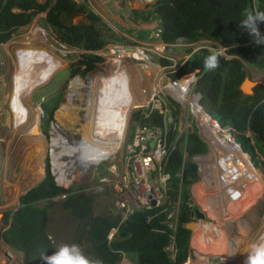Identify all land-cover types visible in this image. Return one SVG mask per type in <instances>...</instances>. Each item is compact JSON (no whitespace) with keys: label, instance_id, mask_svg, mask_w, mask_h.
Segmentation results:
<instances>
[{"label":"trees","instance_id":"trees-1","mask_svg":"<svg viewBox=\"0 0 264 264\" xmlns=\"http://www.w3.org/2000/svg\"><path fill=\"white\" fill-rule=\"evenodd\" d=\"M44 9L45 21L55 27L57 38L66 45L83 50L70 64L69 75L93 71L101 58L96 50L109 42V38L103 34L99 18L93 12L84 11L80 20L71 21L73 15L79 12L72 0H53L50 4L36 0H0V43L7 40L14 28L27 23L35 12ZM245 11H264V0H155L133 15L142 19L156 16L160 37L167 43L178 40L191 42L205 37L220 44L223 53L206 46L193 50L180 66L179 73L195 72L193 91L199 94L202 111L218 124L208 122L210 127L225 136L230 143L240 149L242 147L252 162L264 168V84L253 85L250 92L240 88L247 74L245 63L264 70V44H256L253 37L238 26ZM257 27L264 34V22H258ZM217 54L219 66L212 71L206 70L205 57ZM38 68L39 60L35 59L32 71L22 82L23 98L28 91L25 88L36 77ZM171 105L172 112H177L178 104L171 101ZM55 106V102L41 104L43 116L40 118V127L43 132ZM29 112L36 130L38 109L33 106ZM139 123L161 124V115L153 111L149 117L141 118ZM219 126L226 128L233 139ZM177 131L168 125L167 137L174 138ZM246 132H251L255 141L251 142ZM205 151L206 143L194 126L177 134L165 160L164 169L169 174V200L178 201L173 229L165 220L166 212L172 208L169 204L166 212L152 216L156 208L139 209L120 222L113 237L107 241V230L116 224L117 219L93 215L90 195L82 194L74 185H56L45 169L39 181L19 195L17 207L10 214H3L2 219L8 224L0 232V237L21 253L26 264H47L49 259L57 264L52 257L53 245L46 231L47 210L36 202L64 193L65 207L73 216L87 222L88 239L94 246L98 264H113L119 251L132 254L135 264H180L187 256L190 232L184 224L190 220L193 211L188 204V188L198 181L197 164L193 156ZM11 154L18 157L8 149L7 157ZM258 173L264 180V176ZM170 234H173L174 239L173 257L168 251Z\"/></svg>","mask_w":264,"mask_h":264},{"label":"rangeland","instance_id":"rangeland-1","mask_svg":"<svg viewBox=\"0 0 264 264\" xmlns=\"http://www.w3.org/2000/svg\"><path fill=\"white\" fill-rule=\"evenodd\" d=\"M36 1L39 3L48 2V4H50L53 0ZM72 1L75 3V7L79 9V12L73 15L71 21L80 20L83 17L84 11H90L99 18L100 25L102 26L101 30L106 38H109V41L122 45L126 50L128 48L139 47L143 49L144 52H148L146 49L152 46L150 44L154 39H151V34L154 31L153 26L157 23L158 18L153 15L146 18L149 21H143L144 19L133 15L137 11L147 8L148 5L137 8L133 7L136 5L134 2L129 5L125 0H111L107 6L111 8L112 13H107L96 9V6L93 8V0ZM154 1L155 0H153V2ZM106 9L107 8H105V10ZM45 14L46 9L35 12L27 23L14 28L10 32V36L7 40L0 43V217L4 213H11L19 204V195L39 181L44 173L43 169L46 161L44 153L46 151L47 142L40 127V118L43 116L41 104L43 102L46 104L55 102L56 106L52 111L51 119L57 116L58 120H61L59 118L61 117L59 116L60 113L57 114V109L59 108V112L63 103L67 102L65 101V95L69 80L72 77L69 75V67L70 64L79 57L80 52L83 51L82 49L61 42L57 38L55 27L46 23ZM113 16L114 18L118 16L115 21ZM34 28L44 31L46 38L49 40L50 45L48 44V48H50L51 51H49L48 55L44 57L42 61L48 62L47 60H49L48 66L50 67L47 68L42 64V78L38 81L34 79L30 82L25 88L26 90L28 89V91L23 98L22 82L27 79L33 68L32 66L30 67L27 49L15 52L14 48L32 44L35 39H28V36L34 31ZM196 45L197 47L206 46L212 50L223 53L220 44L213 39L205 37L199 38ZM99 50H96V53H98ZM185 50L186 46L180 40L173 44H169L165 49L166 53H170L174 58L181 57L182 54H185ZM55 58L57 61L54 63L52 61H54ZM10 65H12L13 74L20 78L17 81L18 84L14 88V99H11L12 102L14 101L16 103L9 102L8 107L11 109L8 110L1 99L7 98V95L4 94L6 92V87L4 85L7 84V76L10 75L7 73ZM98 67L99 66H96L93 71L83 74L82 76H85L84 78L80 76H76L75 78L87 80L88 77L99 72L102 73L104 70L96 71ZM114 67H112L111 70L123 78L121 74L122 71H117ZM123 68L128 73V76L125 77L123 95L128 98V103L129 101L142 103L148 95L149 78L146 73L150 68L132 62V58L130 57L125 58ZM245 68L247 74L243 80H248V84L247 89H244V91L248 92V89L257 83L264 84V70L248 63H245ZM105 69L110 71V68ZM106 79L108 80L105 82H102L101 78L94 81L93 88L95 90V97H93L94 94H90V102L94 109L90 111L92 117L90 120L92 122L88 126L90 131L86 133L91 135V130L94 129L95 131L97 129V132L95 131L96 133L101 131L100 133H102L105 138H109L107 133L116 128V112L120 107L116 108L114 103L115 97H117L116 93L118 92L116 87H118L121 81H116L111 77H107ZM108 83L113 87V92L107 91V88L104 87ZM163 93L164 90L159 92L160 95H163ZM191 93L192 90L190 87L188 94L190 95ZM85 94L86 98L83 103L88 99L87 93ZM7 100L9 101L10 99ZM75 101L79 102L77 99ZM94 101L95 103L93 104ZM97 101L98 103L100 101L98 106V103L96 104ZM15 105L18 107L16 108ZM110 105L113 110L110 108ZM33 106L38 109L39 122L36 126V130L33 128V117L29 112V108ZM95 108L101 109V116L98 118L99 121L96 119L97 115L93 114V111H96ZM176 111L177 112L174 113L172 112L173 120L176 119L174 121L176 129L181 132L195 126L199 136L206 143V151L194 156V161L197 164L198 170V181L196 180L197 182L193 186L192 183L188 188V204L193 208V216L184 224L190 231L187 250V255H189L188 264H191L192 259H194V264H246L244 262L246 257L245 254L250 251L259 236L264 233V184L258 180V184L250 185L248 181L243 178V185L240 189L241 195L237 196L235 192L231 199H224L219 190L208 193L209 198L213 202L215 201L216 206L212 208L211 211H207L208 206L205 204L204 197L201 195V189H204L206 186L209 188L211 185L210 183L207 184L206 178L203 177L201 162H213L215 159L214 154H211V158L208 159L207 157H203L209 154L212 149V152L216 150L211 146L210 140L206 138L207 132L209 130L214 131V129L210 127L208 124L209 121H207L203 114V116H199L200 121L198 122L196 117L190 115L187 106L178 104V109ZM25 114L27 116H25ZM95 115L96 117H94ZM21 117L22 120L25 119L26 128L29 133L32 134V143L27 149L21 148L20 143L13 144L12 142L13 137L21 133L20 129L16 127L17 122L21 125ZM25 117H27V119ZM49 122L50 119L45 126L46 129L49 127ZM246 133L249 135L250 141L252 142L254 140L253 134L251 132ZM119 142H121V140ZM108 143L109 142L106 141L101 144L104 148L108 149L110 147ZM8 149L15 152L18 157L15 154H11L7 157L6 153ZM121 154L124 155V145L122 146ZM259 158L263 159L261 155H259ZM38 165H40V170ZM254 166L264 176V168L256 163H254ZM20 169H25L23 174H25L27 178L23 177V180H18L13 176L14 171L16 170L19 172ZM216 173H218V171ZM253 175L257 179L255 174ZM214 183L220 185V181ZM71 185H74V188L82 194L91 196V213L93 215L100 214L112 219H119V213L114 205V196L111 186L108 182L101 181L97 174L75 180ZM242 191L244 192L243 194ZM195 196L197 198H195ZM209 198H207V202L210 203ZM63 199L64 196H55L50 199H42L36 202L39 206H43L47 210L48 219L46 231L53 245L52 257L57 264H98L94 246L88 239V225L86 220H81L73 216L69 209L63 204ZM177 203L178 201L170 200V206L173 208H177ZM196 212H201V214L197 215ZM198 218L200 219L197 221ZM192 222H206L218 228L219 233L215 235V241L206 240L198 231L197 226H194L192 230L190 227V223ZM7 224L8 222H5V220L1 222L0 232L6 228ZM168 251L170 257H173V241L169 242ZM16 257L17 259H22V256L18 253H16ZM126 258V264H135L132 254L126 253ZM261 264H264V261Z\"/></svg>","mask_w":264,"mask_h":264},{"label":"built area","instance_id":"built-area-1","mask_svg":"<svg viewBox=\"0 0 264 264\" xmlns=\"http://www.w3.org/2000/svg\"><path fill=\"white\" fill-rule=\"evenodd\" d=\"M110 1L93 0L94 5L92 4V7L96 6V9L100 11L112 13L111 8L107 6ZM125 2L129 5L134 2L136 5L133 7L142 8L146 5L149 6L153 0H125ZM105 8L107 9L105 10ZM117 17L114 18L113 16L114 21ZM143 21L149 20L144 19ZM153 28L151 39H154V41L150 44L152 46L146 49L148 52H144L139 47L126 50L122 45L111 41L106 42L100 50L98 49L97 54L101 58L96 63L100 67L96 71L104 70L103 72H106L105 68L114 65L115 70L122 71L124 77H126L128 73L123 68L126 57L132 58V62L142 65L147 64L146 66L150 68L146 73L149 78L147 98L142 103L129 101L127 114L122 115L123 132L120 136L121 142L117 147L108 152L101 151L97 153L94 161L87 160L89 154L98 151L100 141L105 136L100 132L96 133L94 129L91 130V135L86 133L90 131L88 126L91 124L83 103L86 98V83L70 89L74 85L73 79L76 76L85 77L78 74L72 75L69 80L65 95V101L69 105L63 116L59 114V108L57 109V114L61 116L59 117L61 120H58L57 116L50 119L48 129L45 132L42 131L47 140L44 153L46 161L43 170L44 172L45 169L48 170L56 185L68 187L75 180L97 174L101 181H106L111 186L119 219L115 225L109 227L106 233L107 240L113 237L117 225L133 211L156 208L150 215L152 216L168 210V204L170 205L167 193L169 174L164 169V163L174 145L175 137L180 133L176 129L178 131L174 138L167 137L168 125H172V129L176 128L172 116L171 106L173 105H171V101L187 106L190 115L196 117L198 122L200 121L199 116L204 115L209 123L217 124L215 120L202 111L198 101L199 94L193 91V83L196 78L195 72L179 73L180 66L185 59L193 50L198 48L196 45L198 40L183 42L187 49L185 54L174 58L165 51L168 45L173 43H167L161 39L158 20ZM190 87L192 93L189 95ZM69 89L71 91L67 98ZM161 90H164L163 95L159 94ZM181 92H184V95H181ZM76 99L79 102L75 101ZM153 111L161 115V124L140 125L141 118L149 117ZM220 129L232 138L231 133L226 128L220 127ZM123 145L124 155L121 154ZM217 169L222 197L224 199L233 198L235 188H232V182H227L226 172L230 174V172L234 173L235 171L227 169L224 163L218 165ZM58 196H64V193ZM150 199H154V204L150 203ZM176 210L177 208L172 207L166 212V223L172 229L175 225ZM2 216L0 217V224L3 221ZM170 241H173L174 244L173 234H170ZM16 253L21 255L20 252L13 249L0 237V264H26L23 258L17 259ZM126 262V253L119 251L118 258L113 264H126ZM188 262L189 255L180 264H188ZM191 264H194V259L191 260Z\"/></svg>","mask_w":264,"mask_h":264},{"label":"bare ground","instance_id":"bare-ground-1","mask_svg":"<svg viewBox=\"0 0 264 264\" xmlns=\"http://www.w3.org/2000/svg\"><path fill=\"white\" fill-rule=\"evenodd\" d=\"M30 38L31 39H35L33 41V43L31 42L32 44H29V45H26V46H22V47L17 48V49L14 48V50L16 52V51H20V50H23V49L24 50L27 49L28 60L30 62V67L32 66V68H33L34 60L35 59L39 60L38 72H37L36 77L34 78L36 81H38V80H40L42 78V76H41V71L43 69L42 68V64L44 66H46L47 68L50 67V66H48L49 62H50L49 60L46 59L48 62H43L42 61V59L48 55L49 51H51V49L48 48L49 47L48 44L50 45V43H49V40L45 36V32L42 31V30H39L37 28H34V31L28 36V39H30ZM137 56H138V54H137ZM56 61H57V59L55 58L54 61H52V62L55 63ZM112 67H114V65L109 67L110 71H107L105 73L99 72V73H97V74H95V75H93L91 77H88L87 80H84V79H81V78H75L73 80V84L74 85L72 87H70V89H73V87H75V86L82 85V84L86 83V86H87L86 93H87L88 99L84 103V106H85V109L87 110L88 118L91 119L92 117H91L90 111H92L94 108H92V105H91V102H90V94L91 95L94 94L93 97H95V90L93 88L94 81L96 79L101 78L102 82H105L106 80H108V79H106L107 77L114 78L116 81H121V82H119L118 87H116L118 92L116 93L117 97H115V103H114L116 108L120 107V108H118V110L116 112V121H117L116 122V128L113 129L112 131H110L109 133H107L108 134L107 136H109V138H104V139H101L102 142L100 141V143L108 141L109 142L108 144H110L111 148L109 147L108 149H106V148H104L102 146V144H100V147H99L97 152L89 154L87 156V160L89 159V161H94L96 159L97 153H99L101 151L108 152L109 150L117 147L120 144V142H119L121 140L120 136H121V134L123 132V128H122V124H123L122 117L123 116L122 115L124 113L127 114V111H128L127 109H128V106H129L128 98L123 96V94H124L123 87H124V84H125V77H124L123 72L122 73L119 72V73L122 74L123 78H121V76L117 75V73H115L114 71L111 70ZM7 73L10 74V75L7 76V80H8L7 84L4 85L6 87V92L4 94L7 95V98L6 99H1V100H2L3 104L6 105V108L8 110H10L11 108L8 107L9 106V102H12L11 101L12 98L14 99V90H15L14 88L18 84L17 81H18V79L20 77H18L17 75L13 74L12 65L9 66V68L7 70ZM247 84H248V82H246V81L243 82L244 88H247ZM108 85H109V83L106 84L104 87L107 88V91L109 90V91L113 92V87H111V85H109V87H108ZM99 88H100V86H99ZM70 89H69V92H68V96L70 95V91H71ZM103 91H105V90H103ZM181 95H184V92H181ZM7 99H10V100L8 101ZM101 102H102V100H101ZM12 103H16V102L13 101ZM94 103H95V101L93 102V104ZM97 103H98V101L96 102V104ZM99 103H100V101H99ZM99 103L97 104V106L99 105ZM68 105H69L68 102L63 103V105L61 106V108L59 110V113L63 115L64 111H66ZM15 107L17 108L18 106L15 105ZM101 107H102V105H101ZM104 107H105V105H104ZM110 108L113 110L111 105H110ZM95 110L96 111L95 112L93 111V114H96L97 117H96V115L94 117H96V119L99 121L98 118L101 116V113H100L101 109H99V108L96 109L95 108ZM93 114H92V116H93ZM25 116H27V115L25 114ZM25 118L27 119V117H25ZM103 118H104V115H103ZM103 118H102V120H103ZM94 121H95V119H94ZM94 121H93V123H94ZM20 123H21V125L18 124V122H17L16 127H18L20 129L21 133H19L18 135H15L13 137L12 142H13V144L20 143V147L21 148H23V149L26 148L27 149L28 147L31 146L32 134L29 133V131L26 128L25 119L22 120V117H21L20 118ZM99 132H101V131H99ZM206 138L210 140L211 146L216 149L214 152H212L213 151V149H212V151H210L209 154H207L206 156H203L204 158L207 157V159H208V158H211V154H214L215 159H214L213 162H204V163H203V161L201 162L203 177L206 178V183L207 184L210 183V185H211V187H209V188H207L208 186H206V187H204V189L203 188L201 189L202 190L201 191V195L204 197V200L206 202L205 204L208 206L207 211H211V209L216 206L215 201L213 202L209 198V194L208 193H212V192L217 191V190L221 191V186L219 184H215L214 183V182L217 183V181H220V179H219V177H217V173H216L218 171V169H217L218 165H221V164L224 163V165H225V167L227 169H229L230 171H232V170L235 171L234 173L230 172V174L228 172H226V175H227V178H228L227 182L228 183L232 182L231 186H232V188H235L233 190V194L236 192L237 196L241 195V190L240 189H241V187L243 185V183H242L243 178H245L248 181V184H250V185L258 184V180L261 181L264 184V180L261 178V176L259 175L258 171H256L257 169L254 166V163L252 162V159H251L250 155L248 156L245 152H243L242 151L243 150L242 147L240 149L236 144L230 143L225 136H222V135L218 134L215 130L214 131L213 130H209L207 132ZM18 139H21V140H18ZM46 142H47V140H46ZM233 142H234V140H233ZM238 144L240 145V143H238ZM46 145H47V143H46ZM24 172H25V169H20L19 172H17L15 170L14 173H13V176H15L18 180L19 179L23 180V177L27 178L25 176V174H23ZM253 174H255L257 179L254 177ZM10 178H9V180H10ZM7 179H8V177H7ZM216 193H218V192H216ZM243 193L244 192L242 191V194ZM195 198H197V197L195 196ZM207 198H209L210 203L207 202V200H208ZM217 203H218V201H217ZM209 208H210V210H209ZM194 226H197L198 231L200 232V234L203 237L206 238V240L209 239L210 241H215L214 240L216 238L215 235L216 234L218 235V233H219L218 232V228H215V227H213L212 225H210V224H208L206 222H202V223L192 222V223H190V227H191L192 230H193ZM209 226H211V227H209ZM204 227H207V228H204ZM206 240H205V242H206ZM262 249H264V233L259 236V238L255 242L253 247L250 249V251L247 254H245L246 257L244 259V262L246 264H251V261L255 260L256 264H261L264 260H260L259 259L258 252L260 250H262ZM239 264H243V263H239Z\"/></svg>","mask_w":264,"mask_h":264},{"label":"clouds","instance_id":"clouds-1","mask_svg":"<svg viewBox=\"0 0 264 264\" xmlns=\"http://www.w3.org/2000/svg\"><path fill=\"white\" fill-rule=\"evenodd\" d=\"M258 22H264V11L248 12L245 11L244 18L238 25L241 29H244L248 34L253 37L256 44H264V34H262L257 24ZM219 66V55H210L204 59V68L208 71H212ZM117 222V221H116ZM108 231V230H107ZM107 239V238H106ZM109 241V240H107ZM258 257L260 260H264V249L258 252ZM47 264H53L49 259ZM251 264H256V261H251Z\"/></svg>","mask_w":264,"mask_h":264},{"label":"water","instance_id":"water-1","mask_svg":"<svg viewBox=\"0 0 264 264\" xmlns=\"http://www.w3.org/2000/svg\"><path fill=\"white\" fill-rule=\"evenodd\" d=\"M248 82V80H243L242 82H241V84H240V88L244 91V89L246 90L247 88H244V86H243V82ZM251 91V88L250 89H248V92H250ZM246 92V91H245ZM154 199H150V203L151 204H154ZM144 208L146 207V206H143ZM193 214V211H191V215ZM196 214L197 215H200L201 214V212H196Z\"/></svg>","mask_w":264,"mask_h":264},{"label":"crops","instance_id":"crops-1","mask_svg":"<svg viewBox=\"0 0 264 264\" xmlns=\"http://www.w3.org/2000/svg\"><path fill=\"white\" fill-rule=\"evenodd\" d=\"M124 96V95H123ZM124 97H126V96H124Z\"/></svg>","mask_w":264,"mask_h":264}]
</instances>
